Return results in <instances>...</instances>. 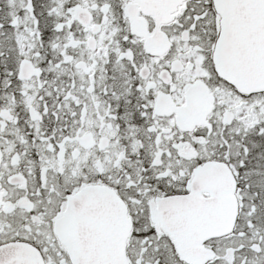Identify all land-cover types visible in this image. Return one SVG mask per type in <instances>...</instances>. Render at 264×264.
Segmentation results:
<instances>
[{
	"label": "snow or ice",
	"instance_id": "obj_1",
	"mask_svg": "<svg viewBox=\"0 0 264 264\" xmlns=\"http://www.w3.org/2000/svg\"><path fill=\"white\" fill-rule=\"evenodd\" d=\"M0 264H264V0H0Z\"/></svg>",
	"mask_w": 264,
	"mask_h": 264
}]
</instances>
